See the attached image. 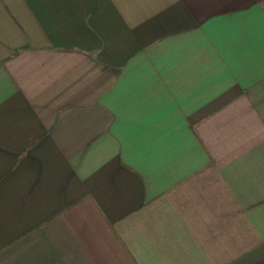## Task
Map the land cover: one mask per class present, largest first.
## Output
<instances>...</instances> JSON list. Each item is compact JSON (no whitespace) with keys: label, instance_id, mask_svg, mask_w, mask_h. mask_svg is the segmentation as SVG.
I'll return each mask as SVG.
<instances>
[{"label":"crops","instance_id":"obj_1","mask_svg":"<svg viewBox=\"0 0 264 264\" xmlns=\"http://www.w3.org/2000/svg\"><path fill=\"white\" fill-rule=\"evenodd\" d=\"M0 264H264V0H0Z\"/></svg>","mask_w":264,"mask_h":264}]
</instances>
